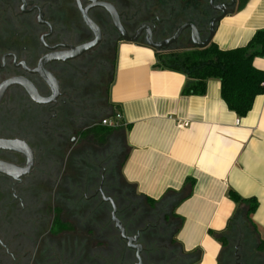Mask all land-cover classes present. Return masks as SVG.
Masks as SVG:
<instances>
[{
	"label": "flooded vegetation",
	"instance_id": "flooded-vegetation-1",
	"mask_svg": "<svg viewBox=\"0 0 264 264\" xmlns=\"http://www.w3.org/2000/svg\"><path fill=\"white\" fill-rule=\"evenodd\" d=\"M98 3L110 4L116 10L123 32L116 28L112 14L98 7ZM216 3L231 4V0ZM82 11H87L89 19L98 26L101 38L94 48L76 57V48L97 40V34L86 24ZM178 13L177 0H0V140H19L34 151L31 170L19 180L0 175V264L81 263L77 261L76 244L66 247L63 243L66 231L60 230L65 226L60 217L61 208L59 221L55 223V218H48L49 209L42 207L40 210L38 204L52 187L55 198L58 190L63 189V193L59 191L57 196H64L65 188L71 192V186L74 189L81 186V177L73 179L71 176L82 174L83 154L87 153L88 158L94 154H88L87 145L79 148V156L74 157L72 153L75 154L73 151L83 138L81 132L93 126L81 128L87 121L84 118L97 117L96 110L88 108L90 104L86 100L94 95L95 74L111 71L112 58L126 42L124 35L135 38L137 44L146 45L149 33L153 42H162L171 38L180 25L193 23L187 19L177 24ZM218 14L214 11V17ZM196 23L202 38H206L209 25ZM184 40H189L193 47L190 31H186L170 50L185 48L181 45ZM53 54L59 59L51 61ZM43 59L47 61L46 71L58 82L57 101L49 105L35 103L29 98V89L21 85L29 87L31 81L43 98L55 94L53 88L34 73ZM105 62L109 70L102 69L108 65ZM111 82L112 79L109 85ZM88 138L96 142L91 136ZM109 143L110 138L106 144L96 142L92 145L97 148ZM71 156L74 165L69 169V176L64 177ZM0 162L23 171L28 165L24 155L3 149H0ZM100 169V175L94 171L86 175L84 199L98 205L96 218L106 215L102 209L105 206L111 209V226L126 251L135 254L130 264L138 263L137 251L121 238L112 221L111 203L106 202L103 195L114 200L126 235L136 239L132 244L142 246V264H185L171 245L176 226L167 220L169 212L142 203L122 186L115 185L114 178ZM72 192L79 195L76 190ZM110 253L114 256L111 264H127L123 251L122 254L120 251L114 253L111 249ZM70 255L73 261L69 260ZM219 260L220 264H264V251L244 252L237 245L221 253ZM101 264L106 263L101 261Z\"/></svg>",
	"mask_w": 264,
	"mask_h": 264
},
{
	"label": "crops",
	"instance_id": "crops-1",
	"mask_svg": "<svg viewBox=\"0 0 264 264\" xmlns=\"http://www.w3.org/2000/svg\"><path fill=\"white\" fill-rule=\"evenodd\" d=\"M259 30L264 0H236L212 42L222 50L244 47ZM157 64L146 45L124 42L117 52L108 101L111 113L123 116L111 135L126 150L121 178L137 198L169 212L181 252L196 256L195 264H220L219 236L245 209L230 191L257 200L251 218L264 239V95L239 117L222 99L219 80L207 81L202 96L185 95L186 76ZM253 64L264 71V56Z\"/></svg>",
	"mask_w": 264,
	"mask_h": 264
},
{
	"label": "trees",
	"instance_id": "trees-1",
	"mask_svg": "<svg viewBox=\"0 0 264 264\" xmlns=\"http://www.w3.org/2000/svg\"><path fill=\"white\" fill-rule=\"evenodd\" d=\"M177 1L179 11L177 19L180 18L177 24L191 19L189 21L195 25L197 24L196 22H200L202 25L208 26L214 17V10L210 8L209 4L210 0H181L183 3H179L180 0ZM156 55L158 61L157 67L179 72L186 76L187 82L183 90V94L185 95L202 96L206 93L207 81L210 79L219 80L222 99L227 107L239 117H245L251 110L255 99L260 95H264V71L257 69L253 64L256 57L264 56V30L257 31L246 46L232 50H222L211 42L205 49L185 47L174 49L168 53L156 52ZM115 66L116 56L112 61L113 77L106 99L109 108L112 107L108 101V97L110 87L115 78ZM111 112L112 108L108 111L107 117H113L117 113L116 111ZM115 130L103 127L99 122L81 132V134L85 139L91 136L98 144H106ZM229 196L237 205L244 204L245 209L239 211L240 214L237 213L238 215L230 221L227 231L219 236V241L223 247L222 253L227 248H230L234 234L241 225H245L244 227L248 228L252 235H258V230L251 218L258 208L259 204L257 200L242 199L234 191H230ZM146 203L152 208L158 205V202L150 198L146 199ZM54 213L55 223H57L59 221L60 209L56 208ZM169 217L167 218L168 221H170ZM60 230L68 232L72 228L70 226H62ZM257 243L256 250L264 251V239L260 238ZM171 245L176 250L179 259H182L185 264L186 262L188 264H195L199 261L196 256H186L181 252L175 240L172 239ZM226 251L229 250L227 249Z\"/></svg>",
	"mask_w": 264,
	"mask_h": 264
},
{
	"label": "rangeland",
	"instance_id": "rangeland-1",
	"mask_svg": "<svg viewBox=\"0 0 264 264\" xmlns=\"http://www.w3.org/2000/svg\"><path fill=\"white\" fill-rule=\"evenodd\" d=\"M178 2V1H177ZM179 3H183V1L180 0ZM178 3V4H179ZM180 20L177 19V22ZM182 20V19H181ZM187 41V40H186ZM185 40L182 41L181 44L183 47L191 48L190 41L188 40L186 42ZM115 56L112 58L114 60ZM106 63V62H105ZM108 64V63H106ZM112 66L111 71L109 73L104 74L102 71H98L96 76V84L94 86V95L91 97H88L86 100L90 104L88 108H92L91 110H96V119L92 118V116H87L84 118V121L81 128L85 127H91L94 124H98L101 120L106 118L108 116L109 107L107 106V89L109 88V82L111 81L113 77L112 72ZM102 69H110L109 64L106 66H102ZM105 71V70H104ZM103 81V82H101ZM90 110V109H89ZM111 140L113 143H111ZM114 140V141H113ZM94 140L88 138L84 139L81 138V141L77 145L76 149L72 153L73 156H79V148H84V146L87 147L88 154L93 153L94 156L90 155L88 156L83 154L82 159L84 160L82 162V174L81 173H75L76 175L71 176L73 179L74 177L80 176V187L77 188L75 186V189L73 186H71V192L68 189H64L65 194L64 196H57L59 191H62L63 189L56 191V197H53V192L55 191L53 187L51 190L46 192V196L44 197L43 201L38 204V208L40 210H43L42 207H47L49 209V220H52L54 218V211L55 208H61V218L65 221V226H70L73 230L68 231L65 233L63 243L66 247L69 245L74 246L76 244V248H78L77 252V261L81 262L80 264H101V261H104L106 264L112 263V258L114 257L112 253H110L111 249L115 251H123L125 256L127 257L128 261L127 264L132 263L134 260L135 254L133 252H128L124 248V244L118 239V234L115 231L114 227L111 226V220H110V213L111 209L108 206H105L104 213L106 215L103 216V214L100 217H94L95 216V208L98 205H94L90 199H84V194L86 193V185H85V177L88 176V173L91 171H94L95 174L100 175V167L102 170H106V173L109 176H112L114 179L115 185L122 186L124 189H126L127 193L134 196L135 198V191L133 187H130L126 185L122 178H121V164L124 159V156L126 154L125 147L123 146V143L120 140H115L114 138L111 139L110 137V143L105 147H94L92 144H95ZM96 152H99V154H95ZM73 156L69 158V161L67 163V172L65 173L64 177H68L69 175V169L72 168L74 165ZM98 161V162H97ZM63 169L61 170V172ZM87 175V176H86ZM77 180V179H76ZM56 181V179H55ZM59 181V178L57 179V182ZM62 182V179L60 180V183ZM78 184V183H77ZM55 188V187H54ZM60 189V188H58ZM75 191L80 195H74L72 191ZM61 193V194H62ZM79 196V197H78ZM88 198H90V195H87ZM116 199H119L116 195H114ZM57 199V200H56ZM59 199L62 201H59ZM76 199V200H74ZM139 199V198H138ZM142 203H146L145 200L140 199ZM35 203V201H34ZM93 204V205H91ZM147 207V206H146ZM74 208H77L78 210H74ZM148 208V207H147ZM43 213V212H42ZM240 214V213H238ZM237 214V215H238ZM41 215H39L40 217ZM41 218V217H40ZM50 225V223H49ZM245 225H241L238 227L237 231L234 234V237L232 239V245L230 248H227L229 251L234 249V246L240 245L242 251L244 252H251L255 251L256 247L258 245V241L261 238L259 235H252L250 230ZM263 239V238H262ZM257 241V242H256ZM80 248V249H79ZM161 247H157L156 249H159ZM226 249V250H227ZM110 250V251H109ZM225 250V251H226ZM108 252V253H107ZM122 254V253H121ZM69 260L73 261V255L68 256ZM260 260V259H259ZM119 261V259H118ZM120 262V261H119Z\"/></svg>",
	"mask_w": 264,
	"mask_h": 264
},
{
	"label": "water",
	"instance_id": "water-1",
	"mask_svg": "<svg viewBox=\"0 0 264 264\" xmlns=\"http://www.w3.org/2000/svg\"><path fill=\"white\" fill-rule=\"evenodd\" d=\"M216 1L217 0H210L209 4H210V8L212 10L218 12L219 14L210 21V23H209V34L206 38H204V39L202 38L201 31L198 29V27L195 24L185 23V24H182L178 27L176 33L171 38H169L165 41H162V42H153L152 39L150 38V33H149V36H148V39L146 42V46H148L149 48L153 49L155 52H158V53L171 52L172 51V50H170L171 45L176 43L180 39V37L182 36V34L184 32L190 31V36H191V40L193 43V48H195V49L207 48L215 36L217 25L229 14V8L233 7L235 5V2H236V0H231V4H217ZM98 7H103L105 9H107L113 16V21H114L116 28L119 31L123 32V28H122L121 23L119 21V17L117 15L116 10L110 4H107V3H98ZM82 13H83V17H84L86 24L97 34V40L91 44L82 45L79 48H76L75 49V56L76 57L83 55L87 51L94 48L100 42V38H101L100 37V30H99L98 26L91 19H89V17L87 16V11H82ZM124 41L129 42V43H136L135 38H128L126 35H124ZM50 57H51V61L59 59V58H57V55H55V54L51 55ZM45 63H47V61L46 60L44 61V59H43L40 62L38 69L35 70L34 73L38 74L40 76V78L48 86L53 88V90L55 91V94L52 97L43 98L39 94L35 85L31 81H29V87L26 86V84L21 83L19 81L14 82V83H21V85L23 87H25L27 90L29 89V98L39 105L53 104L57 101V97H58V93H57L58 82L54 78L53 75H51L50 73H48L46 71ZM0 149L12 151V152L24 155L28 159V165H27V168L25 171L13 166V165L0 162V175H3L5 177H8V178H11L14 180H19L24 175V173H27L28 171L31 170V168L33 166V162H34V151L25 142H22L19 140H14V141L0 140ZM103 197H104V200L106 202L111 203L112 221L115 224L116 229L119 231L121 238L123 240H126L127 242H129V247H131L137 251V254H136V257L138 260L137 264H142V257H141V253L143 250L142 246L141 245H133L132 243L134 241H136V239L130 238L126 235L125 228L123 227L121 221L117 217V207H116L114 200L111 198H106L104 195H103Z\"/></svg>",
	"mask_w": 264,
	"mask_h": 264
},
{
	"label": "built area",
	"instance_id": "built-area-1",
	"mask_svg": "<svg viewBox=\"0 0 264 264\" xmlns=\"http://www.w3.org/2000/svg\"><path fill=\"white\" fill-rule=\"evenodd\" d=\"M100 125L107 128L118 129L124 126L123 116L117 112L113 117H106L100 121ZM186 124H179V127H184Z\"/></svg>",
	"mask_w": 264,
	"mask_h": 264
}]
</instances>
